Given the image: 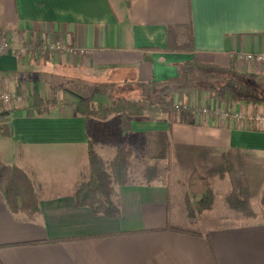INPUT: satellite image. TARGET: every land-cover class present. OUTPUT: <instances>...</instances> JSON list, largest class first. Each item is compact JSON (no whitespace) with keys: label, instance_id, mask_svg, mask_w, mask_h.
Here are the masks:
<instances>
[{"label":"crops","instance_id":"crops-1","mask_svg":"<svg viewBox=\"0 0 264 264\" xmlns=\"http://www.w3.org/2000/svg\"><path fill=\"white\" fill-rule=\"evenodd\" d=\"M188 28L192 49L168 50V37L182 43ZM0 33L12 47L28 48L24 55L0 52V90L23 98L7 106L13 135L0 137L5 141L0 159L23 170L35 165L38 156H54L70 164L72 173L67 186L24 181L23 195L34 193L37 198L34 220L10 211L0 190V264H264V208L256 210L252 202L253 217L235 211L238 214L231 218L241 221L195 231L172 224L185 220L177 211L170 212V184L161 181L115 185L116 217L94 214L74 199L89 145L108 158L126 140L151 155L147 136L156 132H168L170 157L173 146L187 151L192 162L204 151L206 159L216 164L223 152L243 156L246 164L241 172L250 194L260 192L264 125L255 122L252 114L264 112V104L225 105L207 93L199 98L201 107L227 106L245 116L224 119L192 108L188 122L169 126L166 115L153 106L133 116L128 130H121L118 115L98 119L77 114L73 103L86 96L82 89L69 87L108 82L88 97L94 104L108 103L116 83L147 92L180 86L184 82L180 73L192 69L191 62L228 67L233 57L238 71L264 81V62L236 58L239 53L264 54V4L259 0H0ZM48 42L70 50L51 52L46 49ZM170 93L176 100L177 91ZM32 94L45 99L57 94L62 102L39 115L32 108ZM179 98L187 103L184 93Z\"/></svg>","mask_w":264,"mask_h":264},{"label":"trees","instance_id":"trees-1","mask_svg":"<svg viewBox=\"0 0 264 264\" xmlns=\"http://www.w3.org/2000/svg\"><path fill=\"white\" fill-rule=\"evenodd\" d=\"M170 32V29L168 30ZM187 39L177 43L170 36L167 39L168 50H191L192 37L188 28ZM192 69L206 71L213 70L210 74L214 78L219 77L207 84L208 97L216 99L219 103L230 105L236 102L264 104V81L252 73H242L237 70L235 57L231 58L228 67H218L191 62ZM192 69L180 73V80L189 81ZM31 105L36 114L49 113L54 102L42 98L38 94H32ZM157 105L169 121V126L175 122L186 123L193 111L191 107H182L174 102L172 93L156 92L142 95L137 98H127L124 95L115 96L108 103L94 104L90 99L81 97L73 103L77 114L85 117L106 119L111 115H118V127L121 130L129 129V122L133 116L142 115L146 109ZM11 109L4 108L0 104V137L13 135V129L8 122ZM147 143L152 144L151 155L147 151H140L139 147L126 140L120 142L113 155L108 159L100 157L91 145L87 148L88 162L85 180L79 182L74 199L79 206H88L94 214H104L108 217L119 215V208L112 200L115 185L131 184L144 181L149 184L158 181V177L165 175L170 162V147L168 132L150 133ZM146 154V155H145ZM149 154V155H148ZM241 158V169L245 168L244 157ZM139 157L146 163L139 174L135 175L134 159ZM200 158L206 159L207 153H201ZM165 160L164 165L160 161ZM151 161V162H149ZM200 160L196 158L194 166L187 178L188 197L191 208L197 212L208 209L213 203L211 195V183L209 176L224 178L232 171V153L223 152L221 162L206 168V173L200 172ZM23 178L27 183L30 180L26 173L15 165H9L0 159V190L10 211L25 213L26 217L34 220L38 216V202L35 194L21 195L18 191L19 179ZM226 202L230 209L240 213L243 217H253L255 211L250 204L248 182L243 174L240 175L237 185L231 188L226 196ZM261 203L264 204V190L261 194Z\"/></svg>","mask_w":264,"mask_h":264},{"label":"rangeland","instance_id":"rangeland-1","mask_svg":"<svg viewBox=\"0 0 264 264\" xmlns=\"http://www.w3.org/2000/svg\"><path fill=\"white\" fill-rule=\"evenodd\" d=\"M215 73L213 70H206V71H199L196 69H192L190 72L191 79L189 81H184L182 85H172L170 84L169 87H158V90L156 92H165L170 93L172 91H177L178 95L176 96V100H174L175 104H180L179 100L182 96V93L185 94L186 97V105H189L193 109L199 110L201 108V105L199 103V98L203 96V94L208 93V87L207 84L211 82L212 80H216L218 78V75H215L214 78L210 76V74ZM103 81V80H102ZM87 83V84H79V86H72L75 85V83H71L69 87L80 88L81 91L84 93L83 95L88 98L94 89H100L102 86L106 87L108 85V82L106 84L102 83ZM117 84V87L115 88V95L116 96H122L125 97H140L142 95L149 94L151 92H147L146 89H142L141 91L135 88H131L130 90L124 89L123 87H120ZM110 85H113V83H110ZM119 86V87H118ZM71 89V88H70ZM2 92H8L5 90H0V93ZM19 94V93H18ZM17 94V95H18ZM20 95V94H19ZM18 95V96H19ZM115 95L113 97H115ZM181 95V96H179ZM21 97V96H20ZM21 99H23L21 97ZM47 99V98H46ZM50 101L57 103V101L60 100V96L57 94H53L50 98H48ZM89 99V98H88ZM13 101L10 99L7 102H4L2 99H0V104L4 108H7ZM156 106L158 109L159 107ZM153 107V106H152ZM183 107V105H182ZM5 141L2 139L0 140V148L4 146ZM201 155H199L198 160H200V172L206 173V168L216 165V163H213L212 161H208L207 159L200 158ZM238 154H232V171L229 176H225L224 178H218L216 176H209V181L211 183V195L213 198V203L210 208L202 210L200 212H197L191 208V202L188 197V189H187V178L191 171V169L194 166V162H192V158L189 156V153L187 151L177 150L176 146H173L172 149V155L169 162V166L166 169V174L158 177V181L168 183L170 184V192H171V199H170V212H178L180 214L181 219L185 220L183 222H174L172 221V224H178L181 227L189 228L191 230L195 231H204L206 227L213 226V225H220L223 223H234L241 221L240 219H232V215H234L236 212L230 209L226 202V196L231 191L232 187H235L237 185V182L239 180V177L241 174H243L241 171V158ZM103 158V157H102ZM110 158V157H108ZM103 158V159H108ZM36 164L31 166L30 168H24L26 175L28 176L31 183L33 181H36L37 179L48 181L53 184H59L62 186H67L69 183H71V166L70 164L62 163L59 159L55 158L54 156H38L35 160ZM135 162V175L139 174L140 171L143 169L146 161L140 159L139 157H136L134 159ZM151 162V161H149ZM221 161H219L220 163ZM32 163V162H31ZM166 162L165 160L160 161V165H164ZM85 165V164H84ZM82 167V166H81ZM81 172L78 174L77 179L79 182H82L85 180L86 175V165L81 169ZM32 168V169H31ZM207 174V173H206ZM244 175V174H243ZM19 184H18V191L22 193V195L25 193V189L21 188V186L24 184L23 178H18ZM250 204L252 202L253 208L258 210L264 208V204L261 203V194L262 189L260 192L258 190H253L252 194H250ZM238 214V213H236ZM241 215V214H240ZM239 215V216H240ZM224 217L227 220L220 219V217ZM189 218L192 221H186V219ZM188 220V219H187Z\"/></svg>","mask_w":264,"mask_h":264},{"label":"built area","instance_id":"built-area-1","mask_svg":"<svg viewBox=\"0 0 264 264\" xmlns=\"http://www.w3.org/2000/svg\"><path fill=\"white\" fill-rule=\"evenodd\" d=\"M27 47L26 46H17V47H12L10 41L3 36L0 33V52H5L9 50H14L18 55H24L27 52ZM46 49H48L51 52L59 51V50H70L67 46L64 44H57L54 42H48L46 45ZM236 58L238 60H247V61H259V62H264V54H251V53H239ZM0 99H2L4 102L9 101L10 99L19 101L20 96L13 94V93H8V92H2L0 93ZM180 105L183 107L187 106L186 104L180 103ZM176 107H178V104H176ZM202 113L205 114H214L220 118L228 119L232 118L234 120H238L243 118L245 115L241 113L239 110H231L228 109V107L224 108H207V107H201L200 108ZM252 119L257 122L258 124L264 125V112L259 111L255 112L252 114Z\"/></svg>","mask_w":264,"mask_h":264},{"label":"snow or ice","instance_id":"snow-or-ice-1","mask_svg":"<svg viewBox=\"0 0 264 264\" xmlns=\"http://www.w3.org/2000/svg\"><path fill=\"white\" fill-rule=\"evenodd\" d=\"M230 2H235V3H251L253 0H230ZM261 4H264V0H259Z\"/></svg>","mask_w":264,"mask_h":264}]
</instances>
